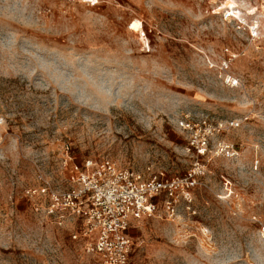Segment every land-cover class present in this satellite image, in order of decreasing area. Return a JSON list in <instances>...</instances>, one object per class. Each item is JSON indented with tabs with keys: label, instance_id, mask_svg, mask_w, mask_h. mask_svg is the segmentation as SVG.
<instances>
[{
	"label": "rangeland",
	"instance_id": "1",
	"mask_svg": "<svg viewBox=\"0 0 264 264\" xmlns=\"http://www.w3.org/2000/svg\"><path fill=\"white\" fill-rule=\"evenodd\" d=\"M227 5L247 22L264 12L261 0H0V264H102L73 238L80 218L49 214L37 192L71 187L65 160L100 159L145 180L197 172L191 202L171 214L162 194L133 220L129 264H264V20L252 39L222 20ZM227 49L236 86L219 71Z\"/></svg>",
	"mask_w": 264,
	"mask_h": 264
},
{
	"label": "built area",
	"instance_id": "2",
	"mask_svg": "<svg viewBox=\"0 0 264 264\" xmlns=\"http://www.w3.org/2000/svg\"><path fill=\"white\" fill-rule=\"evenodd\" d=\"M261 6L264 7V0H261ZM225 8L221 12L223 21L234 22L238 29L247 26L251 38L257 37L264 12L256 14L257 7L253 12L247 10V15L253 16L247 22L237 6ZM226 51L230 56L222 60L219 71L226 72L224 80L227 84L236 86L239 79L227 73L236 54L230 53L229 49ZM219 145L221 152L230 153L229 144ZM69 163H72L71 187L57 191L45 186L37 192L48 197L46 210L49 214L80 218V231L73 238L83 240L84 250L99 255L102 264H129L134 242L128 231L133 220L157 212L156 199L162 194L165 195L163 205L172 214L180 199L192 201L191 189L197 184L195 169L184 179L171 178L161 171L145 180L141 174L120 167L110 159L86 160L82 164L70 160L64 162L66 166Z\"/></svg>",
	"mask_w": 264,
	"mask_h": 264
}]
</instances>
